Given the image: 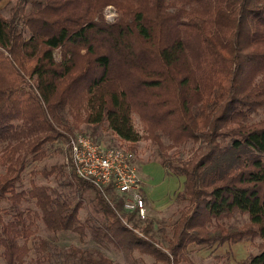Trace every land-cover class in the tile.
<instances>
[{
	"label": "trees",
	"instance_id": "16d2710c",
	"mask_svg": "<svg viewBox=\"0 0 264 264\" xmlns=\"http://www.w3.org/2000/svg\"><path fill=\"white\" fill-rule=\"evenodd\" d=\"M260 109L264 0H15L10 16L0 13V258L119 264L100 248L58 244L41 233V220L54 236L71 231L84 242L91 230L92 239L137 248L155 264L192 262L194 243L260 238L259 251L238 264H264V119L253 121ZM64 110L76 126H105L132 149L143 137L133 120L140 116L160 146L153 160L185 176V205L166 245L148 227L137 230L147 215L127 210L115 189L98 188L68 163L70 173L62 165L38 173L62 176L59 185L68 176L78 195L94 189L103 218L82 220V198L57 186L24 187L29 156L39 160L44 144L63 137L67 151L75 126ZM164 139L167 148L200 145L172 161ZM238 214L247 221L227 223Z\"/></svg>",
	"mask_w": 264,
	"mask_h": 264
},
{
	"label": "rangeland",
	"instance_id": "374dc122",
	"mask_svg": "<svg viewBox=\"0 0 264 264\" xmlns=\"http://www.w3.org/2000/svg\"><path fill=\"white\" fill-rule=\"evenodd\" d=\"M15 4V0H0V13L5 16H10L11 8ZM106 17L110 21L115 20L117 12L113 5H109L105 9ZM57 58L59 53L56 52ZM67 121H70L75 127H72V131L75 133H87L97 138V140L104 142L110 146L124 145L128 146L129 143L120 139L112 130L106 129L105 126L93 127L86 123H80L76 126L73 121V114L64 110L62 112ZM264 119V109H260L257 114H254L253 121ZM133 120L136 128L143 134V137L134 145V150L137 154V163L139 166L140 174L144 180V199L146 202V219L138 218L137 230L141 231L142 227H148L150 233L159 241L160 244L166 245L168 237L171 236L172 227L179 218L185 202L182 201L179 196L185 188V176L178 175L170 172L158 161L153 160V157L159 153L160 146L152 141L147 133L144 131L143 123L140 116L137 113L133 114ZM74 122V123H73ZM62 130V129H61ZM65 130V129H64ZM63 130V131H64ZM69 133V132H68ZM27 136V135H26ZM25 140L28 137L24 138ZM163 150L166 151V157L169 160L175 161L177 159H188L199 147V143L189 142L179 147L167 148L169 142L164 139ZM66 138L63 137L54 143L44 144L46 154L39 160L33 159V156H29L28 166L24 172V187L31 186L32 181L37 183L50 184L57 186L58 189H64L67 192L73 194V199L76 200L80 196L84 202V207L81 210L80 217L82 220L86 218H93L95 220L103 218V213L99 210L97 205L96 192L92 188H84L81 190V195H78L77 191L72 189L68 176H64L65 180L59 185V181L62 176L50 175L48 178L38 173L39 169H50L53 165H62V169L67 173L72 172V168L67 166L66 157L67 151L65 148ZM4 144L0 145V154ZM6 169L0 164V173ZM31 207H36L34 203H26ZM247 221V216L238 214L231 218L227 223L241 225ZM43 235H49L54 241L60 245L78 244L86 248L94 249L100 248L107 255L111 256L119 264H155V258L146 253L138 250L137 248L130 249L126 244H118L115 241L92 239L91 230H87V237L84 242H81L80 236L76 234V238L69 237L63 232H59L56 236L46 231L41 220L38 221ZM129 243V242H128ZM228 243V242H226ZM260 238L255 239H243L237 243L231 244L226 251L219 244L206 245V244H191L189 246V256L192 262H183L182 264H238L239 261L247 258L250 254H254L260 249ZM221 247V249H220ZM225 247V246H223ZM0 264H5L0 258ZM26 264H32L30 260Z\"/></svg>",
	"mask_w": 264,
	"mask_h": 264
},
{
	"label": "built area",
	"instance_id": "2783aa9c",
	"mask_svg": "<svg viewBox=\"0 0 264 264\" xmlns=\"http://www.w3.org/2000/svg\"><path fill=\"white\" fill-rule=\"evenodd\" d=\"M66 162L77 176L98 188L115 189L122 195L127 210L146 216L144 180L134 149L127 145L110 146L90 134L77 132L69 138Z\"/></svg>",
	"mask_w": 264,
	"mask_h": 264
},
{
	"label": "crops",
	"instance_id": "0c3cea01",
	"mask_svg": "<svg viewBox=\"0 0 264 264\" xmlns=\"http://www.w3.org/2000/svg\"><path fill=\"white\" fill-rule=\"evenodd\" d=\"M160 164H161V163H160ZM161 165H162V164H161ZM162 166H163V165H162ZM63 233H65L66 235H68V238H69V237H72V236H73L74 238H76L75 233H73V232H71V231H65V232H63ZM223 246H225V247H223ZM226 246H229L228 243H224V244L221 246L222 248H224V251H226L227 248H228V247H226ZM221 247H220V249H221Z\"/></svg>",
	"mask_w": 264,
	"mask_h": 264
}]
</instances>
